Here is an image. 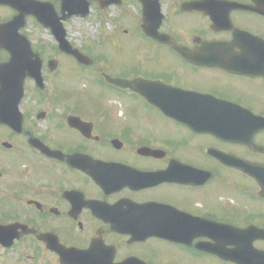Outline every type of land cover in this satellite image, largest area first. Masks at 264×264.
I'll return each mask as SVG.
<instances>
[{"label":"flooded vegetation","instance_id":"af4514ba","mask_svg":"<svg viewBox=\"0 0 264 264\" xmlns=\"http://www.w3.org/2000/svg\"><path fill=\"white\" fill-rule=\"evenodd\" d=\"M108 25L123 64L73 39ZM0 226L45 264H264V0H0Z\"/></svg>","mask_w":264,"mask_h":264},{"label":"rangeland","instance_id":"374dc122","mask_svg":"<svg viewBox=\"0 0 264 264\" xmlns=\"http://www.w3.org/2000/svg\"><path fill=\"white\" fill-rule=\"evenodd\" d=\"M110 27V25L105 27L106 33L97 31V29H90L75 33L73 39L76 40V43L80 46H84L87 44V46L95 48L105 43L104 45L107 44L109 60L113 62L117 60L118 64H123L127 61L130 56V47L133 44V41L130 40L128 37L123 38V50L119 52V54H117V41L115 39L108 38V36L111 34ZM41 39L48 41L45 36H42ZM69 82H71V84H73L74 86L77 85V82L75 80L69 79ZM36 253L37 252H34L33 249L29 248L28 245H26V242L24 244H19L18 247L11 251H6L0 246V264H45L46 262L49 263L48 256L40 258L36 257Z\"/></svg>","mask_w":264,"mask_h":264},{"label":"water","instance_id":"95a60500","mask_svg":"<svg viewBox=\"0 0 264 264\" xmlns=\"http://www.w3.org/2000/svg\"><path fill=\"white\" fill-rule=\"evenodd\" d=\"M59 41L62 44V48L65 51L70 52L71 48L68 47V45H67L66 41L64 40V37L63 36H61V38L59 39ZM70 53L74 54L80 60L84 58L81 54L77 53L76 51L75 52H72L71 51ZM112 82L113 83H116V81H113V80H112ZM19 85L22 88V86H23V80L19 82ZM8 230H9L8 228L0 227V244H2L4 247L10 248L13 245V242L16 239H19V238H4L5 237V233L8 234L7 233ZM58 252H59V250H58ZM60 253L63 254L61 251H60ZM63 257L66 258V255H64Z\"/></svg>","mask_w":264,"mask_h":264}]
</instances>
